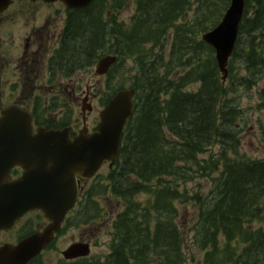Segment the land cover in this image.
Returning <instances> with one entry per match:
<instances>
[{"label":"trees","instance_id":"1","mask_svg":"<svg viewBox=\"0 0 264 264\" xmlns=\"http://www.w3.org/2000/svg\"><path fill=\"white\" fill-rule=\"evenodd\" d=\"M131 1L95 0L70 12L65 28L60 54L74 68L118 56L106 103L128 87L111 82L133 60L137 102L118 161L90 182L73 211L94 225L103 216L99 197L117 199L123 209L110 223V252L59 264H188L178 222L179 205L188 203L197 207L192 231L202 264H264V158L241 154L238 130L242 91L264 78V0H246L226 82L202 35L220 22L230 0H134L130 22L119 20ZM216 145L219 152L202 158ZM215 173L207 195L186 186ZM32 264L45 263L40 255Z\"/></svg>","mask_w":264,"mask_h":264},{"label":"water","instance_id":"2","mask_svg":"<svg viewBox=\"0 0 264 264\" xmlns=\"http://www.w3.org/2000/svg\"><path fill=\"white\" fill-rule=\"evenodd\" d=\"M35 1V0H34ZM57 1V0H45ZM70 8L87 7L94 0H61ZM12 0H0V11ZM245 0H231L220 23L203 35L214 47L223 79L239 35ZM113 55L102 58L97 72L105 74L116 62ZM136 91H118L100 112L93 133L83 129L74 139L69 128H39L34 134L32 117L10 108L0 118V230L11 228L27 211L39 209L50 223L17 245L0 247V264H27L38 256L60 230L67 213L79 198L81 179L93 177L105 162L118 159L124 129L134 115ZM15 166L23 175L11 178ZM89 243H74L63 251L66 259L86 257Z\"/></svg>","mask_w":264,"mask_h":264},{"label":"flooded vegetation","instance_id":"3","mask_svg":"<svg viewBox=\"0 0 264 264\" xmlns=\"http://www.w3.org/2000/svg\"><path fill=\"white\" fill-rule=\"evenodd\" d=\"M19 4L16 12L11 13ZM26 4L35 6L26 10L37 12V20L42 22L37 23V30L27 34L23 32L22 26L13 25L23 20V7ZM70 11L62 2L43 0H13L8 8L0 11V118L10 108L25 110L32 115L35 128L48 126L59 129L71 126L72 135L88 124L90 114L95 110V107L89 110V102L95 99V95L88 85L85 90L82 79L78 78L81 70L83 75V67L88 64L74 68L75 65L72 66L66 56L60 54ZM55 20L57 24L53 23ZM21 24L24 26V22ZM74 95L76 101L82 100V105L75 102ZM75 109L79 114L77 119L72 114ZM22 171L21 167H14L12 177H19ZM37 213L45 221L38 228ZM47 224V220L37 210L30 211L13 228L0 231V238L5 237L0 247L17 244ZM9 233L11 236L7 239L5 234Z\"/></svg>","mask_w":264,"mask_h":264},{"label":"rangeland","instance_id":"4","mask_svg":"<svg viewBox=\"0 0 264 264\" xmlns=\"http://www.w3.org/2000/svg\"><path fill=\"white\" fill-rule=\"evenodd\" d=\"M20 5L21 4H19L16 8L12 9L10 12L15 13L16 9ZM33 7L35 6L31 4H26L25 7H23V9H25V11H23V13H25V15H23V20H20L19 22L13 24L15 27L22 26L23 32H25L26 34L32 32L33 30H37V23L39 24L41 22L37 20V12H31L26 10L28 8L32 9ZM135 12L136 6L134 0H132L130 4L126 8L119 11L117 15L120 20L130 22V18H132ZM26 13L28 15H26ZM46 13H48V11ZM21 22H24V26L23 24H21ZM25 23H27V25H25ZM53 23L57 24V21L55 20ZM170 40L171 39L169 38V42ZM99 61L100 60L95 62L93 65H87L83 67V75L81 74V70V72L79 73L80 76L78 77L82 79L84 89L86 90L88 85L92 94L95 95V99L92 100L95 110L90 114V117L88 119V124L91 128L95 126L96 123L99 121L98 115L103 108V97L106 96V89L108 86L106 84L108 77L101 76L100 73L97 72L96 67ZM133 66V60H127L124 65V69L118 68L119 75L115 74V79L112 80L111 85H114V82L116 83L125 81L126 85L130 86L132 77L135 76V72L132 71ZM130 69L131 71H129ZM243 74L245 75L244 70ZM73 78L75 81L76 76L74 75ZM198 86L199 84H194L190 87V89H197ZM48 89L50 91V88ZM263 89L264 78L258 83V85L254 86L251 90L243 89L242 97L238 101L240 109L243 110V112H240L239 114L242 116V118L241 116L238 118V130L240 132L239 151L241 152V154L247 155L253 159L264 157V95L262 92ZM63 90L65 91V88H63ZM73 98L75 99V95ZM75 102H77L79 105H82L81 99L79 101H76L75 99ZM74 107H76V104H74ZM72 114L75 119L79 117L78 111L76 109L73 110ZM220 149V145H216L210 148L207 152H205L202 155V158L207 159L211 156L212 153L219 152ZM107 170L108 166H103L99 173L105 175ZM217 176L218 173H215L214 176L212 175L211 178L198 177L197 180L188 182L186 186L190 191H200V193L202 192L207 195V193L210 192L213 186L212 178ZM146 197L147 195L140 194L138 195L137 199L145 200ZM99 202V206L102 209L103 213V216L99 220H95V222H98L99 224L95 223L94 225H91V223L89 222H83L82 219L84 212L82 210V212H78V215L74 217V219H72V221L69 222L64 227V230L57 236L54 243L42 253L41 260L43 263L59 264V262L63 258L62 251L75 242L90 241L92 247V255L94 256L104 257L109 253L110 242L112 239L110 234V223L114 219L115 215L119 211H122L123 207L111 194H106L105 196L99 197ZM179 207L181 209V213L179 216L180 220L178 219V222L180 228H182L186 236L187 243L185 246V253L188 258V264H202V252L194 243V232L192 231V227L194 225V218L197 214V207L192 205L191 203H188L185 206L179 205ZM38 215L39 214L37 213V228L43 223H45V221H43L42 218ZM258 225L259 223H257V226ZM5 235L7 236V239L9 238V236H11L10 233ZM13 239H16V237H13ZM3 240H5V237L0 238V244Z\"/></svg>","mask_w":264,"mask_h":264}]
</instances>
